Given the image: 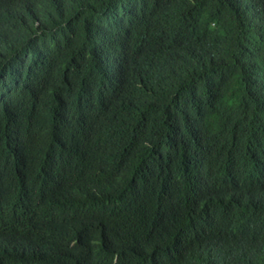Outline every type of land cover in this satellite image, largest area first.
<instances>
[{"label":"trees","instance_id":"1","mask_svg":"<svg viewBox=\"0 0 264 264\" xmlns=\"http://www.w3.org/2000/svg\"><path fill=\"white\" fill-rule=\"evenodd\" d=\"M0 264H264V0H0Z\"/></svg>","mask_w":264,"mask_h":264}]
</instances>
